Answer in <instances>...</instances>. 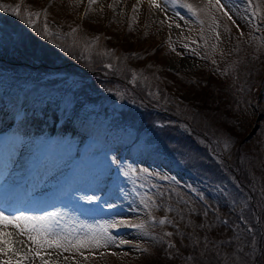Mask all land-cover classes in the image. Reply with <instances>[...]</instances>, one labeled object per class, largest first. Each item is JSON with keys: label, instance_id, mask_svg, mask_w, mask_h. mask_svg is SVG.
<instances>
[{"label": "trees", "instance_id": "1", "mask_svg": "<svg viewBox=\"0 0 264 264\" xmlns=\"http://www.w3.org/2000/svg\"><path fill=\"white\" fill-rule=\"evenodd\" d=\"M223 2L235 8L232 14L236 23H231L234 27L227 26L228 31H225V40L230 45L229 59L220 61L218 66L207 61L206 69L198 71L193 77H186L161 70L153 60H144L146 52L143 50H132L131 47L119 44L105 48L109 56H114V60L101 52L99 55H102L100 58L104 61L97 63L90 52V47L93 49L100 46L94 38L86 39V44L80 47H73L77 37L72 29L77 30L81 26L78 21L75 25L73 22L69 25L63 22L64 30H59V36L53 35L57 32L56 29H49V37L45 40L40 35L45 24L40 16L37 19L34 15V27L30 28L26 24L25 13L40 15V10L35 12L28 0H16L8 11L0 10V39L3 41L0 48V94H15L12 91L14 87H7L6 83H10V80L14 86L21 87L32 83L35 84L36 91L31 97V107L42 105L52 109H56L62 94H69L72 106L78 111L79 125L86 133L102 136L108 144L114 145L118 142L127 144L129 140V145L135 150L142 149L138 145L143 144L166 148L164 151L167 157L175 161L186 176L181 177L184 190L192 188L199 197L206 194L205 198L207 193L213 192L215 195L221 192L230 205L225 209L209 205V210L213 209L216 216L228 221V229L224 230L223 235L201 233L200 230L181 228L173 223L175 227L169 225L175 229L171 242L176 244L180 252H184L186 246L190 252V241L182 237L189 233L200 239L207 236L210 241L215 242V246L211 243L209 245L213 255L202 257L205 264H209V259L211 264H264L262 120L256 124L254 134L246 140L249 120L264 111V94L260 87L264 77V27L257 31L254 23H247L248 11L251 9L246 0ZM263 2L253 0V4L260 8H264ZM17 5L23 19L11 14V8ZM220 17L222 18L221 15ZM259 23L264 24V16ZM93 41L95 42L92 43ZM75 44L79 43L76 41ZM108 63L113 67H105ZM133 72L136 74L135 83H132ZM71 76L77 78L75 82H80L76 90L71 88L75 82L61 81ZM18 82L21 83L17 84ZM20 89L22 88L16 91ZM45 89L52 92L46 94ZM149 91H159L169 102L165 104L163 100L156 101L148 95ZM176 93L188 95L190 101H179ZM78 97L83 100L77 102ZM113 100H121L124 104L127 103V107H116L112 105ZM87 106L89 110L86 113L84 109ZM98 117L101 119L95 126L93 120ZM217 120H226L224 128L232 132L235 144L230 146V151L223 149L222 144L217 146L216 137L220 135ZM181 127L188 132L181 130ZM141 134L147 135L149 139H143ZM204 135L212 142L203 141ZM213 148L216 149L215 152ZM175 176L177 172L174 170V180ZM144 181L143 176L139 182ZM147 183L150 186L152 182L148 180ZM133 185L137 187L136 184ZM179 197L183 195L174 192L173 208L177 207L176 199ZM234 200L237 202L235 208ZM243 202L248 204L243 215L253 229L252 233L235 231L237 224L241 230L244 229L240 221V205ZM201 204L205 206L204 202ZM173 214L167 218L172 220L177 213L173 211ZM153 216L158 221L159 216L154 213ZM187 221L186 219L183 224L187 225ZM137 231L146 237L147 245L138 254L143 261L134 264H181L180 259L168 253L166 244L169 238L163 241V249L162 242L153 239L163 236L168 230L152 223ZM200 251L203 252L204 249L201 248Z\"/></svg>", "mask_w": 264, "mask_h": 264}, {"label": "rangeland", "instance_id": "2", "mask_svg": "<svg viewBox=\"0 0 264 264\" xmlns=\"http://www.w3.org/2000/svg\"><path fill=\"white\" fill-rule=\"evenodd\" d=\"M15 1L0 0V5L6 4L10 6ZM28 1L34 6L35 12L40 10L39 16L44 23L46 17L49 29L64 30L63 22H67L68 25L71 22H73V25L77 21L80 22L81 26L77 27L75 31L76 41L79 43L76 47L86 44L84 43L86 39L94 38L100 46L93 49L90 47V52L92 53L90 54L94 56L97 63L104 61L100 58L102 55L99 54L106 52L105 48L108 45L115 44L131 47L132 50H143V52H146V55L143 56L144 60H153L158 63L161 70L186 77H193L198 71L206 69L207 61L211 62L212 59H215L217 63L214 66H218L220 61L224 62V60L229 59L230 45L225 40L227 38L225 31L226 29L228 30L227 26L233 28L234 25H231L232 22L219 13L216 15L220 18L221 26L216 31L220 32L221 40L217 42L214 38L215 33L211 30V14L207 12H199V18L205 21L203 26L204 38L201 39V26L196 17L191 16L187 10L179 7L169 9L167 16L175 20L176 23L181 24L179 29L175 26L169 28L167 25L171 21L165 20V13L151 8L150 0H96L93 4H90L89 0ZM157 2L159 3L161 0H157ZM184 2L192 4L199 11L205 8L208 0H184ZM109 5H112V7H109ZM228 6L233 13L234 7L230 4ZM256 11L262 20L264 8L259 7ZM175 12L183 15L188 23L176 19L174 16ZM162 20L165 21L163 24L161 23ZM99 33L100 36L98 35ZM97 37L99 38L98 40L96 39ZM191 40L198 41V45L192 46L196 47L197 51H200L202 55L207 53L208 59H202L185 52L183 44ZM2 44L3 41L0 39V48ZM213 44L217 45L215 49L211 47ZM173 48L180 52L181 55L177 56L176 52L172 51ZM108 58L114 60V56L110 55ZM76 80L75 76H71L69 79H62L61 81L70 83ZM11 82L13 81L10 80V83L7 82L6 84H8L7 87H14L12 91L15 94L0 95V158L4 161V159L6 160L7 157L15 153L16 159L20 160V166L23 169L22 173L14 180L15 185L18 183H26L28 185L35 183L34 187L30 188V192L26 195V201H30V203L35 205L28 210L29 214L42 215L45 211H59L64 215L65 219L77 225L83 223L89 224L94 228L98 227L100 224L112 219L113 210H102L98 204L86 205L77 200L74 194L77 192H82L78 195L91 194L85 192L97 188H113L117 183H122L125 191L129 193L127 199L116 201L119 207L115 211L120 213L119 217H117L118 219H126L132 223H143L145 226H149V224L154 223L152 220L153 213L157 217L159 216V219L173 214V212L166 211L165 208H153L152 216H148L144 210L138 207V202L132 203L136 199L132 194V189L135 187L132 180L136 179V177H129L127 181L123 179L119 181L118 176L110 170L108 155L110 157L117 155L126 165H131L137 169L146 168L153 174L159 173L173 178L172 173L175 170L177 172L175 180L163 181L162 186L164 188H174L175 193H181L183 198L189 201L191 206L197 211H202L205 207L209 209V205H213L218 209H225L226 206H230L221 192L214 195L211 192L214 190H211V193H207V198H205L206 194H204L201 196L203 199H201L192 188L184 190L182 187L184 182L181 177L186 176H184L185 174L180 166L167 157L164 151L166 148L156 145L152 147L156 151L135 150L129 145V140L127 144H120V142L115 145L114 143L108 144L102 136L88 135L80 127L76 113L78 111L72 106L69 94H62L58 99L56 109L42 105L32 108L30 104L32 102L31 97L36 91L35 84L27 83L21 87L19 85L14 86ZM20 83L18 82L17 84ZM79 85L80 82H75L71 87L72 90L79 88ZM17 87L22 89L16 91ZM260 87L261 92L264 94V77ZM51 92L45 89L46 94ZM176 94L179 101H190L188 95ZM85 95L89 96L88 93ZM82 100V97L76 99L77 102ZM73 102L75 103V101ZM112 105L124 109L127 107V103L124 104L121 100H117V102L113 100ZM88 110L87 106L84 111L87 113ZM255 117L249 120L248 126L250 128L246 137L254 134L255 126L259 121L262 120L264 125V111L260 114H255ZM100 119L101 117H98L93 120L95 126L98 125ZM236 124L238 125V122ZM180 129L188 132L184 127ZM17 133L24 134L25 139L22 140ZM141 135L143 139H149L147 135ZM77 152L80 153L79 156L76 155ZM137 175L140 181L143 176L139 175V173ZM109 178L111 183H109ZM150 181L153 182L152 180ZM2 183H4V179H0V184ZM157 183L160 184L161 182L157 181ZM201 202H204L205 206ZM130 205L131 208L137 209V211H130ZM21 207L25 208V205L23 204ZM212 210H209V216L214 221L216 230L214 232L209 230L208 233L215 236L217 234L223 235L224 230L228 229L227 225H220V222L215 220L217 216ZM178 217L177 214L174 216L172 219L173 223L181 228H186L183 222H179ZM189 218L198 222L200 220V217L197 216ZM154 224L168 231H175L169 225ZM9 231H12V229H9ZM113 231L116 232L119 239H125L129 243L119 248L101 249L99 252L90 255L87 260L79 258L80 264H132V262L134 264L135 262L143 261V259L138 257V254L147 245L145 242L146 237L140 235L139 231L130 228H121L118 231ZM18 239L25 238L18 237ZM137 249H140V251ZM63 255L70 254L64 253ZM53 258L56 257L54 256ZM59 259L62 260V257ZM34 264H40L39 258L34 261Z\"/></svg>", "mask_w": 264, "mask_h": 264}, {"label": "snow or ice", "instance_id": "3", "mask_svg": "<svg viewBox=\"0 0 264 264\" xmlns=\"http://www.w3.org/2000/svg\"><path fill=\"white\" fill-rule=\"evenodd\" d=\"M96 0H89L90 4L95 3ZM248 8L251 11H248L247 23H254L256 30L259 31L260 28L264 27V24L259 23L261 20L260 15L257 14L256 9L259 8V5L253 4V0H246ZM9 5H0V10L8 11ZM112 7V5H109ZM150 7L154 8L158 12L165 13V20H170L168 23V27L172 28L175 26L176 28H181L180 23H176L175 20H172L167 16L169 9H175L177 7L185 9L188 13L196 17L199 25L201 26V39L204 38V24L205 21L199 18V12H207L211 14L212 27L211 30L215 33V40L220 42L221 34L216 29L220 28L219 18L217 17V13L221 14L223 17H226L228 21L233 24L236 23L232 9L222 2V0H208L204 9L198 11L197 8H194L192 4L184 2V0H161V2H157V0H150ZM135 10V8H134ZM11 14L13 16L23 17L21 16V11L19 5L14 8H11ZM39 18V13L33 14L31 12L25 13L27 16L26 24L31 28L34 27V17ZM174 16L179 21L184 23H188L183 15L179 12H175ZM165 21L162 20L163 24ZM76 29H72L74 33ZM226 31H228L226 29ZM50 34V30L48 24L46 22L43 27V31L40 33L41 36L45 40L48 39ZM54 36H59L61 33L59 30ZM241 36H243V32L241 31ZM230 38V32H229ZM99 39L98 37L96 38ZM93 41L92 43H94ZM192 45H198V41L191 40L183 44V49L190 55L200 57L202 59H208L207 53L201 54L200 51H197L196 47ZM76 44H73L75 47ZM90 46V45H86ZM216 44H213L211 47L213 49L216 48ZM172 51L176 52L177 56H180L181 53L176 51L175 48ZM102 55H109V53L104 52ZM212 64L215 65L217 61L215 59L211 60ZM107 68H112L113 65L108 63L105 65ZM218 70V69H217ZM147 80V78H145ZM136 82V74L132 73V83ZM243 91V89H240ZM148 95L154 98L156 101L163 100L165 104L169 101L166 97L162 96L159 91L152 92L149 91ZM227 121H216L218 125L217 131L220 133L217 139V146L220 144L223 145V149H228L230 151V146H234L235 140L232 135V132L227 131L224 128V124ZM161 127L163 125H160ZM17 135L21 136L22 140L25 139L24 134L17 133ZM213 135H216L213 133ZM250 139V137H246V140ZM203 141H207L211 143L207 135L203 136ZM138 147L144 150L156 151V149L152 148L148 144L138 145ZM215 148L213 151L215 152ZM77 156L80 155L79 152L76 153ZM108 161L110 165V170L113 174L117 175L119 181H127L129 177H136V179L132 180L133 184H136L137 187L132 189V194L136 197L132 203L138 202V207L141 210H144L148 216H152L153 208H165L168 212L175 211L179 216V222H184L186 219L188 220V224L186 227H191L194 231L200 230L201 233L215 231L214 221L209 216V209L205 207L202 211H197L195 208L191 206L189 201L185 200L183 197H179L176 199V208L172 206L173 194L175 189L172 187L164 188L162 186L163 181L174 180V178L163 176L159 173L153 174L149 172L148 169H137L131 165H126L117 155H112L111 157L108 155ZM142 175L145 177L144 182H139V176ZM152 180L153 182L149 186L147 181ZM157 181L161 182L160 184ZM109 183H111V179L109 178ZM147 189L146 191H142ZM155 190V191H153ZM82 192L75 193V198L80 202L86 205L98 204L100 205L102 210L110 209L113 210L114 215L112 219L104 224H100L98 227H92L89 224H79L77 225L74 222H70L65 219L64 215L59 211L55 212H47L45 211L42 215L29 214L28 210L25 208H0V264H34V261L39 258L40 264H80V259L83 258L87 260L90 255H93L99 252L101 249H106L110 247H122L129 243V241L125 239H119L116 232L113 230H119L121 228H130L133 230H141L145 227L143 223H132L126 219H118L120 213L116 212L115 209L119 207L116 201L121 199H127L129 193L125 191L122 186V183H117L113 188H97L92 191H88L85 195H78ZM102 194V195H100ZM199 195V194H198ZM264 195V193H262ZM203 199V197H201ZM250 199V198H249ZM237 202L233 201V207H236ZM248 208L247 202H243L240 205V221L244 225V229L241 230L240 225H235V231L240 233L241 231H245L247 233H252L253 229L249 226L247 219L243 215V212ZM130 211H137V209L131 208L129 206ZM197 216L200 217L199 222H195L189 217ZM152 220L154 223H157L161 226L163 225H173V220L168 219L167 217L163 219H159L158 221L152 216ZM215 220L220 222V225H227V220H221L218 216L215 217ZM175 227V225H173ZM12 229V231H9ZM176 234H179V230L177 229ZM174 235L172 231L165 232L163 236L153 237V239H159L161 243V248L165 247L163 241L165 238H169L166 244V248L168 253L174 256L176 259L181 260V264H205V260L202 257H210L213 255L210 253L209 245L214 247L215 242L210 241L209 237L204 236L203 239L197 238L196 235L189 233L182 239H187L190 241L191 250L189 252L188 247L186 246L184 252H180L177 248L176 244L171 242V239ZM18 237H24L25 239H18ZM239 239V235L237 236ZM203 248L204 251L201 252L200 249ZM140 251V249H137ZM64 253H69L70 255H63ZM87 253V254H86ZM103 254V253H100ZM114 254V253H113ZM218 255V254H215ZM56 258H53V257ZM47 257V258H46ZM62 257V260L59 259ZM209 264H211V260L209 259Z\"/></svg>", "mask_w": 264, "mask_h": 264}, {"label": "bare ground", "instance_id": "4", "mask_svg": "<svg viewBox=\"0 0 264 264\" xmlns=\"http://www.w3.org/2000/svg\"><path fill=\"white\" fill-rule=\"evenodd\" d=\"M20 165V160L13 155L0 162V179H4V183L0 184V208H22L21 206L24 204L25 209L29 210L35 206L30 201H26V195L35 183L31 185L26 183L14 184L16 177L22 173L23 167ZM4 190L5 193L1 194V191Z\"/></svg>", "mask_w": 264, "mask_h": 264}]
</instances>
